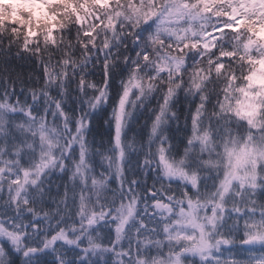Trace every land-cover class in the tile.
<instances>
[{
    "label": "snow or ice",
    "instance_id": "6c2138e0",
    "mask_svg": "<svg viewBox=\"0 0 264 264\" xmlns=\"http://www.w3.org/2000/svg\"><path fill=\"white\" fill-rule=\"evenodd\" d=\"M0 264H264V0H0Z\"/></svg>",
    "mask_w": 264,
    "mask_h": 264
}]
</instances>
